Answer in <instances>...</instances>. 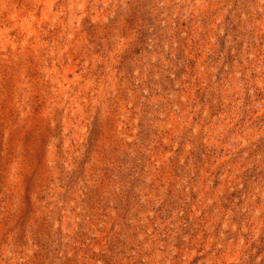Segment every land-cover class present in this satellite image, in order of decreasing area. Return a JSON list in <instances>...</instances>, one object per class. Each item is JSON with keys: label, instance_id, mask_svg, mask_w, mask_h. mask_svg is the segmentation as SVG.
Returning a JSON list of instances; mask_svg holds the SVG:
<instances>
[{"label": "rangeland", "instance_id": "rangeland-1", "mask_svg": "<svg viewBox=\"0 0 264 264\" xmlns=\"http://www.w3.org/2000/svg\"><path fill=\"white\" fill-rule=\"evenodd\" d=\"M0 264H264V0H0Z\"/></svg>", "mask_w": 264, "mask_h": 264}]
</instances>
